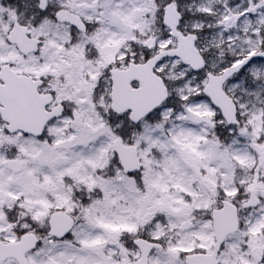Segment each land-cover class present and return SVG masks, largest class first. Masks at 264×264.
<instances>
[{"label":"snow or ice","instance_id":"6c2138e0","mask_svg":"<svg viewBox=\"0 0 264 264\" xmlns=\"http://www.w3.org/2000/svg\"><path fill=\"white\" fill-rule=\"evenodd\" d=\"M0 264H264V0H0Z\"/></svg>","mask_w":264,"mask_h":264}]
</instances>
